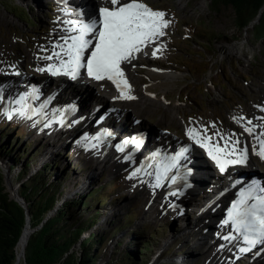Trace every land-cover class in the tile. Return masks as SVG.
<instances>
[{
  "label": "rangeland",
  "instance_id": "rangeland-1",
  "mask_svg": "<svg viewBox=\"0 0 264 264\" xmlns=\"http://www.w3.org/2000/svg\"><path fill=\"white\" fill-rule=\"evenodd\" d=\"M59 1L65 6H70L67 4L68 0ZM145 1L154 8L166 11L169 19L167 32L178 37L177 46L167 47L168 55L164 57L166 66L173 69L170 73L172 77L169 78V73L165 72L167 69H161V66L155 64H128V67L124 68L126 74L136 82L134 87L137 92L135 93L133 88L130 93L135 97L134 100L126 99L123 104H118L107 95L99 94L94 97V101H105L103 103H109L115 107L117 113L126 116L115 117L117 122L121 120L126 126H131L134 120H138L143 122L142 127L149 129L153 135L158 134L156 129L171 132L173 135H169L175 136L178 143L187 140L194 143L189 138L188 130L195 126L221 141L227 139L228 135L233 137L236 132H239V136L246 134V120L249 118L248 120L257 122L253 112L264 111V41H259L253 36L251 27L249 31L237 28L231 7H223L215 13L211 10L210 0ZM50 2L52 0H0V66L5 71L14 74H36L38 77L37 74L44 71L38 69L53 65V62L50 60L52 63H48L45 57L57 49L54 37H62L67 27L62 26L64 11H61L60 5L57 4L55 12H51L48 9ZM81 15L84 19L85 13L82 9ZM178 26L180 31H175ZM160 40L162 41V38ZM163 44L169 45L168 37ZM155 66L157 71H153ZM101 85L109 86L107 82ZM90 87L94 91V88L97 89L94 85ZM84 102L85 105L89 103L86 99ZM103 108L108 109L106 106ZM104 111L97 110L91 120L87 117V123L80 124L79 128L85 126L83 133L91 127L89 123L94 125L99 121L102 117V114H99ZM138 114H144L145 118ZM240 117L244 119H238ZM39 130L35 120L28 122L26 116H21L12 121L8 119V115L4 116L0 112V169L6 185L16 187L28 180L25 178L20 181V177L17 178L18 173L21 170L23 173L25 167L31 176L42 170L47 151H52L50 159L53 165L49 163L46 168L48 170L45 171L48 182L53 185L59 183L60 179L62 198L66 196L76 200L88 194L84 200L90 208L92 206L89 213L85 211L87 207H82L83 211L77 206L68 209V222L71 223L75 219L79 223L87 224L89 214L98 216L96 212H100L102 216L101 224L89 230L94 235L97 232L99 235L106 232L105 241L94 246L98 248L99 253L98 262L95 264H122V255L128 251L132 256L128 264L215 262L213 260L216 259L208 255V252L215 251L210 241L218 239L216 219H195L199 207L187 208L184 204L188 202L195 206L198 195H206L211 187L206 186L201 192L194 190L189 193V197L184 198L185 202H177L169 197L172 193L176 199V192L170 193L166 186L163 187L161 179L159 187L155 184L157 182L152 180L145 185L149 193V203L142 205L136 193L141 190L146 169L142 175H138L139 167L134 165L138 163L143 166L139 163L141 159L132 166L123 164L121 168H117L113 165L116 158L111 159L109 155L102 157V151L92 149L89 146L91 144L86 143L89 136L86 134L82 137V130L76 129L72 133L65 131L67 136L57 133L58 137H48L56 134L55 131L52 132L55 129L49 133L40 130L41 133ZM59 130L63 131V128ZM246 135L249 138L248 133ZM159 136L160 134L157 135L158 138ZM248 138L246 142L251 144ZM21 155L23 157H20ZM204 156L202 152V157ZM99 157L101 159H98ZM251 160L256 161L257 165L253 156ZM123 161L125 162L124 159ZM124 167L132 168L129 170ZM142 168L140 167V170ZM204 171L207 172V169ZM132 173H137L138 180L132 178ZM80 178L85 179L87 189L79 190L75 184ZM72 188L79 191H72ZM154 188H158L159 193L154 191ZM98 200H104L105 204L102 207L95 205ZM63 203L64 199H61L57 207ZM78 213L80 220L73 218ZM196 221L199 227L195 226ZM152 232H155L153 237ZM87 237L88 235L84 236ZM216 248L220 246L217 244ZM75 250L78 257L83 258L79 244ZM256 258L260 262L244 255H235V258L230 255L225 260L218 256L217 261L221 264H264V254Z\"/></svg>",
  "mask_w": 264,
  "mask_h": 264
},
{
  "label": "snow or ice",
  "instance_id": "snow-or-ice-1",
  "mask_svg": "<svg viewBox=\"0 0 264 264\" xmlns=\"http://www.w3.org/2000/svg\"><path fill=\"white\" fill-rule=\"evenodd\" d=\"M110 2L111 8L102 7L99 9V27L94 20L91 22L82 19L69 21L68 23L72 25L66 29L69 34L61 37L64 43L55 46L60 48V52H53L45 59L51 60L55 57L64 70V74L71 75L73 79L79 75L81 68H85L89 77L97 81L105 79L111 81L121 91L120 98L134 99L135 97L125 94L126 90L131 89V85L128 83L121 65L123 62H130L134 58V53L142 51L143 47L154 42L157 37L163 36L169 21L165 19L164 12L152 9L141 0H128L125 3H121V0H110ZM90 37L95 38V43ZM156 51L159 49L154 50L153 55L156 54ZM86 52L89 53L87 56H85ZM53 67L49 66L50 69ZM38 70L43 71L44 69ZM54 74H59V70L54 71ZM0 99H3L2 92H0ZM25 99V97H21L14 103L20 105ZM16 111L21 116L25 115L23 110L17 109ZM8 119H12L11 113L8 114ZM260 119H264V117ZM247 123L251 124L252 121L248 120ZM245 131L249 135H254L253 128L245 127ZM188 135L202 147H208L209 155L217 162L221 172L225 171L226 165L244 164L247 161L248 148L246 146L238 147L240 145L238 139L229 140L223 147L216 145L213 149L210 137H205L202 141L200 134L194 129H189ZM254 138L257 145H254L252 150L264 159V132ZM187 151V148L182 149L179 154L171 157L173 163L169 167H175L176 162L184 157V153ZM221 153L224 157L235 156L236 158L222 160ZM139 171L140 169H137V172ZM167 171L168 167H165V172ZM135 174L133 173V175ZM156 179V186L159 187L161 177L157 175ZM172 181L175 182V177H172ZM249 200L254 202L249 203ZM229 221L249 245L255 246L257 243H264V187L252 185L245 193H242L240 200L233 204L232 210L229 212V220H226L225 224H228ZM225 239H229V237H225ZM248 250L241 249L242 252Z\"/></svg>",
  "mask_w": 264,
  "mask_h": 264
},
{
  "label": "trees",
  "instance_id": "trees-1",
  "mask_svg": "<svg viewBox=\"0 0 264 264\" xmlns=\"http://www.w3.org/2000/svg\"><path fill=\"white\" fill-rule=\"evenodd\" d=\"M210 7L215 13L223 7H231L234 10V22L237 28L249 31L251 27L253 36L259 41H264V11L260 15L264 0H210ZM47 170H41L40 173L30 176L22 183L20 195L26 201V210L17 201L10 199V193L0 169V264H15L16 248L27 222V212L32 228L37 230L28 240L25 257L21 264L97 263L99 253L98 248L94 246L96 243L99 245L104 242L106 236L97 234H91L87 238L84 236L89 233L91 223L97 222L98 219L90 215L88 224L79 223L75 219L69 223L67 220V217H70L68 209L76 206L87 207L88 202L82 203L81 199L78 203L75 201L64 203L55 216L47 219L62 195L61 184L52 185L46 179L45 171ZM29 175L30 172L25 167L24 172L19 176L20 180ZM78 244L84 254L83 258L78 257L76 253L75 248ZM130 260L132 256L129 251L125 252L122 255V264H128Z\"/></svg>",
  "mask_w": 264,
  "mask_h": 264
},
{
  "label": "bare ground",
  "instance_id": "bare-ground-1",
  "mask_svg": "<svg viewBox=\"0 0 264 264\" xmlns=\"http://www.w3.org/2000/svg\"><path fill=\"white\" fill-rule=\"evenodd\" d=\"M69 1V3H67V4H69V5H71V6H75V8H77V10H78V12L80 13V16H81V18H82V15H81V8H79V7H83V10L84 11H87L88 9H86V8H84L85 6H87L86 4H89V3H91V4H94L95 2H94V0H89V3H88V1H85V3L84 2H82V1H80V0H68ZM125 2H127V1H125ZM125 2H122V3H125ZM76 6H79V7H76ZM93 7V6H92ZM85 17H86V15H85ZM95 18V17H94ZM93 18V19H94ZM78 18H75V17H73V16H71V15H68L67 14V10H64V19L62 20L63 21V23H64V25H68L67 27H71L72 25L71 24H69L68 22L69 21H74V20H77ZM92 19V20H93ZM82 20H84V21H86V22H90V21H88L86 18H82ZM98 22V21H97ZM69 33L68 32H64L63 33V35L64 36H66V35H68ZM72 34H76V33H72ZM63 37V36H62ZM90 38H92V37H90ZM162 38V36H160V37H157L156 39L157 40H160ZM64 43V41L61 39V38H57V40H54V44H55V46L57 45V44H63ZM93 43H95V40H93ZM57 49L58 50H60V48H58L57 47ZM49 50V49H48ZM90 51V50H89ZM51 52V51H50ZM56 52H58V51H56ZM60 52V51H59ZM142 53L143 52H145V50H144V47H143V49H142V51H141ZM53 54V52L51 53V54H49V55H52ZM89 53L88 52H86L85 53V56H87ZM51 61L53 62V65L52 66H54L52 69H49L50 70V72H52L53 74H54V71H57V70H59V74H54L56 77H58L59 79H67V80H69L70 79V77H68V76H63V74H62V71H63V69L61 68V66H60V63H59V61L55 58V57H53V59H51ZM131 61L132 62H138V60L137 59H134V58H132L131 59ZM130 61V62H131ZM130 62H123L122 64L124 65V66H127L128 64H130ZM83 70H86L85 68H83ZM169 75V78H171L172 76H171V74H168ZM106 80V79H105ZM105 80H103V82H105ZM83 81H81V83H82ZM112 83V82H111ZM128 83L130 84L131 83V81H128ZM84 84V83H83ZM112 85H113V83H112ZM130 90H133V88H131ZM64 91H65V87L59 92V93H64ZM128 91L129 90H126V93H128ZM8 95L9 96H12V100H17V99H19V98H21L22 97V94L20 93V95H19V93L18 92H16V93H8ZM132 95V94H131ZM136 95V94H135ZM102 97H103V95H102ZM48 100V99H47ZM55 102H58L57 101V99L55 100ZM103 102H105V101H103ZM46 103V102H45ZM45 103L43 104V106H42V108L44 109V111H42L43 113V115L44 114H46L47 112H49L50 110H53V109H50V108H45L44 107V105H45ZM83 104L85 105V102L83 101ZM160 110V109H159ZM158 110V111H159ZM16 107L14 106V107H10V106H8V107H6L5 108V114H9V113H11L12 114V118H16L14 115L15 114H17L16 112ZM56 110H54L53 111V113L55 112ZM115 111H116V109H115ZM118 112H120V111H118ZM5 114H3L4 116H6ZM41 116V122H40V125H39V129L41 130V131H43V132H50L53 128L55 129V130H57V129H60V127L61 126H56V125H54L53 123H49L48 124V120L46 119V118H44V116ZM138 115H140L141 116V118H145V116H144V114L143 115H141V114H138ZM154 115H155V113H154ZM253 115L254 116H256V120H257V122H254V121H252V123L250 124V125H247L246 127H249L250 126V128H253L254 129V135H252L251 137H253L254 138V136H256V135H258L259 133H261V132H264V119H260V118H262V117H264V112H262V111H254L253 112ZM44 119V120H43ZM249 119V118H248ZM247 119V120H248ZM123 121V120H122ZM136 121H138V120H136ZM120 122V121H119ZM138 122H140V121H138ZM122 123V125H121V128L119 129L118 127H117V129H113V132H115V134H117L118 135V137L120 138V140H121V137H120V132H122L121 130H123V131H127V130H129L130 129V126H126V124L125 123H123V122H121ZM89 125H93V124H91V123H89ZM62 128V127H61ZM147 129V128H146ZM193 129L197 132V133H199L200 134V137L202 138V141H203V138H205V137H210L211 138V141H210V144H211V146H213V149H214V147L216 146V145H219L220 147H223L224 145H225V143L226 142H228L229 140H232L233 139V137H231V135H228L229 137L227 138V139H224L223 141H221L220 139H218L217 137H213V136H210V134H205L204 132H202L200 129H199V127H197V126H195V127H193ZM112 130V129H111ZM149 130V129H148ZM62 132H65V131H62ZM99 133L100 134H102V137L104 138V140H106V141H108V139L109 138H111V137H107V135H105V133H102V131H99ZM149 139L150 140H153L154 139V137H155V135H153L152 134V132L149 130ZM84 134V133H83ZM124 134H126V133H121V135H124ZM169 137H170V139L171 140H174V137L173 136H171V135H169ZM248 138V136L245 134V133H243L242 135H241V137H239V139L238 140H240V145L238 146V147H244L243 146V142L245 143V146L249 149H253V146L254 145H257V141H256V139H255V141L254 142H252L251 144H248L247 142H246V139ZM159 139H160V136H159ZM193 140V139H192ZM236 140V139H235ZM194 141V143L195 144H193V146L191 147L192 148V151H191V156H190V159H192V160H194L195 158L197 159L198 158V156L199 157H202V152L205 154V156L206 155H209V149H208V147H202L200 144H198V143H196L195 142V140H193ZM243 141V142H242ZM109 143H112L110 140L108 141ZM122 143V142H121ZM112 146V145H111ZM158 147V146H157ZM160 148H161V150H164V147L162 146H160ZM121 149H123V150H121ZM103 151H104V148L102 149ZM160 150V151H161ZM79 152H81V151H79ZM130 153H133V155H132V157H129V155H130ZM137 153H138V151H135V150H128L127 151V149L124 147V146H121V147H119V150H116L115 152H112L111 153V151H109V153L107 154V155H105L106 157L108 156V157H110L111 159H114V158H116L117 156H120L121 157V159H124L125 160V162H124V165L125 166H132L133 164H134V162H136V157H137ZM210 156V155H209ZM220 156H221V159L223 160V159H235L236 157L235 156H232V157H224L223 156V154L221 153L220 154ZM89 157H91V158H94L93 156H89ZM249 157H250V155H249ZM210 158H212L211 156H210ZM98 159H101L100 157L98 158ZM110 159V160H111ZM147 159H149V156H147ZM199 159V158H198ZM98 161V160H97ZM104 162V161H103ZM151 162H152V160H150V165H149V162H147L148 163V165H144L143 164V166L142 165H140L139 164V167H143L139 172H138V175H142L143 174V171L146 169V172L147 171H149V169H152V167H151ZM250 167H252V169L256 172V169H255V167L257 166L256 165V161H254V160H251V157H250ZM173 162L170 160V158L169 157H166L165 159H164V162H163V160L162 161H160L159 162V165H161V168L162 169H165V167H169V165H171ZM207 164V166H208V163H206ZM117 167H119V168H121V166L123 165V164H121V163H116L115 164ZM152 165H153V163H152ZM145 166V167H144ZM172 168V167H171ZM205 168L207 169V167H206V165H204V167H202V166H196V172H197V174H201V176L199 177V178H197L195 181H194V183H193V185H192V188H191V190L189 191V193L190 192H192V191H194V190H199L200 192L202 191L201 189H204L206 186H208V187H212V185H213V182L211 181V180H209L208 179V177H209V175H208V173L206 172V171H204L205 170ZM225 168H226V166H225ZM236 168H237V170H239V168L240 167H237L236 166ZM234 169V168H233ZM232 169V170H233ZM155 170H158V167H154V171L151 173V175L148 177V178H145V179H147L148 181H147V183H141V185H142V187H141V190H139L136 194L137 195H139V199L142 201V205H145V204H148L149 202H148V198H147V195L149 194L148 193V189L146 188V186L145 185H147V184H149V182L151 183V181L153 180V181H155V180H157L156 179V177H155ZM227 170V172H230V171H232L230 168H228V169H226ZM240 171V174H243V173H245V171L246 170H239ZM231 173V172H230ZM229 173V174H230ZM167 174H168V172L166 173V175L164 176L165 177V179H166V176H167ZM213 174H214V172H213ZM229 174H227L225 177H228V176H230ZM145 175V174H144ZM243 176V175H242ZM245 180H244V182L243 183H246L247 182V179H249V177L248 176H250V179H256L257 180V178H256V176L255 175H251V174H245ZM225 177H221V175H217V177L215 178V179H218L219 181H220V183H222V182H224L225 181ZM249 179V180H250ZM156 182V181H155ZM178 182H179V180L178 181H175V182H173L172 180H170V181H166V187H167V189L168 190H170V193L172 192V191H176V192H178L179 190H181V189H178L179 187H178ZM251 182V181H250ZM258 182V181H257ZM225 183H226V181H225ZM8 186L10 187V189H11V191H12V194L13 195H16V190H15V187H13L12 185H10V184H8ZM148 187V186H147ZM154 191H156L157 193H159V190H158V188H154ZM208 191H211L210 189L208 190ZM228 195H233V192H231L230 194H228ZM225 196V195H224ZM156 197H157V195H156ZM169 197L171 198V200L172 201H177V202H180L177 198L175 199L173 196H172V193L169 195ZM185 197V196H184ZM226 197V196H225ZM233 197V196H232ZM224 201V200H223ZM225 202V201H224ZM221 203L223 204V202L221 201ZM184 204H186V206H187V204H189L188 202H186V203H184ZM222 204H220V205H222ZM181 205V204H180ZM183 205V204H182ZM178 210H179V208H178ZM176 211V210H175ZM157 212H158V210H157ZM224 217V215H221V216H219V218H223ZM215 219H216V217H215ZM26 224H27V226L25 225V230H24V232H23V235H22V237H21V239H20V241H19V243H18V245H17V258H16V263L17 264H20L21 263V261H23L24 260V253H25V250H26V243H27V241L29 240V237H30V235L32 234L31 233V231H32V226H31V221H30V219H29V221H28V223L26 222ZM215 225V224H214ZM212 228H213V226H212ZM35 230H37V229H34V231ZM215 230H216V228H215ZM221 230V229H220ZM220 234H219V237H218V239H216V240H214V242H211L210 241V243L212 244V248L213 249H215V251L213 252V253H211V250L208 252V255H211L212 256V258H214V259H216V260H213V261H215V262H213V264H221V263H219L218 261H217V257L218 256H220L221 258H223V260H225L226 258H228V257H230V255L231 256H233L232 254H231V250H235V251H237V254H243V253H238V250H241L242 248H245V249H249L248 251H244L245 253H248V255L250 256V254H252L253 253V251H251V247L250 246H248V245H246V244H244V245H242V244H240V245H237L238 244V240L236 239V237H235V233L232 235V236H229L228 235V233H221V231L219 232ZM212 236V235H211ZM225 237H229V239H225ZM235 241V243H236V245H237V248H238V250L237 249H235V247L233 246V242ZM218 244V246H220V248H216V245ZM245 255H247V254H245ZM260 255H258L257 257H259ZM210 257V256H209ZM248 257V256H247ZM211 258V257H210ZM248 258H250V257H248Z\"/></svg>",
  "mask_w": 264,
  "mask_h": 264
},
{
  "label": "water",
  "instance_id": "water-1",
  "mask_svg": "<svg viewBox=\"0 0 264 264\" xmlns=\"http://www.w3.org/2000/svg\"><path fill=\"white\" fill-rule=\"evenodd\" d=\"M263 11H264V7L261 9V13H260V15H262V13H263ZM257 20H259V19H257ZM5 184H6V182H5ZM6 187H7V185H6ZM7 190H8V192L10 193V199H12V200H15V201H17L20 205H22V207H24L26 210H27V205H26V202H25V200L22 198V197H20V196H18V194L17 195H13L12 194V191H11V189H10V187L8 186L7 187ZM29 219H30V217H29V214H28V212H27V223H28V221H29ZM26 226H27V224H26ZM26 228V227H25ZM25 228H24V230H25ZM24 230H23V232H24ZM34 231V229H32V231H31V233ZM22 235H23V233H22ZM22 237V236H21ZM30 238V237H29ZM21 239V238H20ZM20 241V240H19ZM19 243V242H18ZM28 244V241H27V243H26V245ZM17 249V248H16ZM25 254V253H24ZM25 256V255H24ZM15 264H17L16 262H15Z\"/></svg>",
  "mask_w": 264,
  "mask_h": 264
}]
</instances>
